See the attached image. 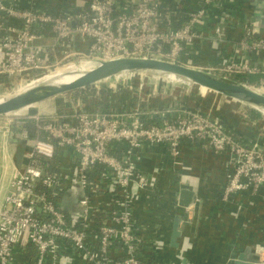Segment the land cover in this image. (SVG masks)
<instances>
[{"label": "built area", "instance_id": "1", "mask_svg": "<svg viewBox=\"0 0 264 264\" xmlns=\"http://www.w3.org/2000/svg\"><path fill=\"white\" fill-rule=\"evenodd\" d=\"M21 1L0 0L2 86L31 82L53 73L66 60L98 64L128 56L155 57L197 67L183 61L184 48L208 37L197 26L205 22L209 8L221 2L203 0L189 13L188 21L175 27L176 9L161 0H82L57 12L34 2L23 7ZM49 36L52 42H45ZM214 36L215 41H226L223 24L215 27ZM234 47L236 59L197 68L228 78L241 73L264 75V67L250 57L264 51L257 22L246 26ZM143 82L144 75L131 74L122 84L112 83L114 92H135L139 103L130 109L87 110L74 103L75 109L66 114L28 109L0 116V133L27 138L25 124L33 122L47 134V139L34 137L29 163L16 172L0 204V264H15L17 247L36 251L32 264H67L61 261L66 246L72 250L71 260L76 256L82 264H161L153 255H145L135 213L142 192L157 186V179L139 165L148 146L167 145L174 166L182 156L183 140L200 142L216 154L226 153L224 201L264 190V153L258 146L244 144L214 115L177 107L145 109L143 105L161 92H147ZM134 84L141 88L134 89ZM115 143L122 146L118 151ZM59 147L76 154L71 173L51 165ZM66 195L79 197V214L63 210ZM198 202L200 198L194 206ZM165 246L158 239L152 248L157 252ZM253 248L259 252V264H264V245Z\"/></svg>", "mask_w": 264, "mask_h": 264}, {"label": "crops", "instance_id": "2", "mask_svg": "<svg viewBox=\"0 0 264 264\" xmlns=\"http://www.w3.org/2000/svg\"><path fill=\"white\" fill-rule=\"evenodd\" d=\"M123 1L130 0H119L120 3H124ZM161 1L176 9L177 15L173 24L179 27L186 22L179 13L188 16L203 0ZM33 2L57 12L61 8L80 5L82 0H23L19 4L24 7ZM223 16L226 18L224 19ZM250 22H257L261 35L264 36V0H221L219 4L212 5L205 22L197 26L199 30L207 32L208 37L186 45L182 54L183 61L207 68L219 65L223 60L236 59L234 43L243 38L245 28ZM219 24L225 27V42L215 41L214 29ZM44 41L52 42V38L49 36ZM83 44L86 45V41ZM250 57L264 67V51L253 52ZM214 93V102H220L223 107L225 106L223 112L216 110L214 115L221 120L228 131L238 134L244 140L252 138L260 142L264 141V132L259 131L264 127V120H259L260 116L249 118L254 120L253 122L241 124L238 119L233 120L231 114H228L231 112L228 106L234 108L239 104L238 101ZM94 97L90 99L91 101L83 96L77 97L81 99L66 101L62 103V107L40 102L30 112L66 114L75 109L74 103H80L87 110H122L134 108L139 103L135 92L126 89H120L118 92L112 89V92L106 95L98 91ZM60 101L62 100L59 99L58 102ZM173 101L179 103L173 104ZM143 106L145 109H164L182 108L184 104L181 98L161 92L155 94ZM30 107L14 114L24 113ZM227 108L229 110H226ZM246 109L249 113L253 111L251 107ZM25 125L29 134L27 138L0 133V204L10 192V183L16 172L23 170L29 163L34 137L47 139V134L38 131L33 122H27ZM181 146L182 156L176 166L171 162L167 145L148 146L141 155L139 162L141 170L157 179V186L154 189L142 192L135 209L138 229L145 242L143 251L147 257L153 255L161 264H234V260L247 246L264 245V190L254 193L245 192L230 201H224L222 189L229 172L228 155L216 154L200 142L183 140ZM120 147L122 146L117 143L113 146L116 151ZM75 159L76 154L71 148L59 147L55 165L62 172L71 173ZM183 187L196 190L200 202L189 208L181 206L178 199L179 190ZM176 216L181 217L178 248L171 245ZM158 239L164 240L166 246L154 252L153 243ZM181 250L182 258L179 256ZM14 253L15 264H32V259L36 256V251L32 248L26 252L17 247ZM71 254L72 250L66 246L61 261L67 264H82L76 256L71 260Z\"/></svg>", "mask_w": 264, "mask_h": 264}, {"label": "water", "instance_id": "3", "mask_svg": "<svg viewBox=\"0 0 264 264\" xmlns=\"http://www.w3.org/2000/svg\"><path fill=\"white\" fill-rule=\"evenodd\" d=\"M88 70L83 71L77 78L70 82L62 81V77L77 74L81 70H71L61 72L51 79L38 83L22 92L12 95L9 98L0 100V116L11 112L22 110L26 107L33 106L42 101L58 97L60 95L71 93L88 86L96 85L106 81L109 85L113 82L122 84L124 80L131 74H142L148 76L145 78L146 85L154 84L156 88L162 83L155 77L158 73L172 74L184 78L185 82H180L193 86H202L223 96L233 98L244 105L252 107L258 111L264 112V93L252 87H249L236 79L228 78L220 74L200 69L197 67L172 62L162 58L155 57H121L100 61L93 64ZM112 87V86H111ZM2 85L0 84V90ZM183 109H186L182 107ZM187 110L197 111L195 108H187ZM250 144H255L262 148V142L255 139H247ZM264 153V149H262ZM198 193L196 190L183 187L179 190L178 202L183 207H190L196 203ZM79 197L75 195H66L63 198V210L72 215L79 214L81 208L79 206ZM181 217L176 216L173 224L171 245L175 248L179 247L178 239L181 235L180 230ZM259 252L252 246H247L234 260V264H259Z\"/></svg>", "mask_w": 264, "mask_h": 264}, {"label": "rangeland", "instance_id": "4", "mask_svg": "<svg viewBox=\"0 0 264 264\" xmlns=\"http://www.w3.org/2000/svg\"><path fill=\"white\" fill-rule=\"evenodd\" d=\"M81 63H79V61H77V62L70 61L69 62V60H66L64 62H61L59 65H57L56 68L53 69L54 72L53 71L52 72H53V74L55 72H58V71H60L62 73L68 72L69 70H72L73 66H80ZM83 64H85V65L88 64L90 66L91 65L94 66L93 65L94 63H89V62H84ZM49 73H51V72H49ZM51 76H53V75H51ZM157 76H160V78ZM147 77L148 76L144 75V80ZM155 77L162 81V83L160 84V86L158 88H156L154 84L146 85V83H144L146 81L143 82V84L145 85L146 91L149 93L160 91V92H164V93L167 92L169 95H175L176 97L181 98V100L183 101V104H184V108L187 109V108H193L194 107L202 116H211L212 117V115H214V114L216 115L217 111L223 112V110H224L223 108L225 106L223 107V104H221L220 102L219 103L214 102L215 97L213 95L215 93L213 91H209L206 89H204V90H206V91H204L203 88L200 89V87H197V86L189 87L188 85H186L184 83L178 82L177 80H180L178 78H173V77L171 78L168 76H161V75H156ZM135 78H137V77H135ZM137 79L139 80L140 78H137ZM128 82H131V81L129 80ZM135 82L137 83L138 81H135ZM24 84L25 83H20V81H18V82L13 81L12 83H9L7 85H3L1 90H0V98L4 97L5 95H8V96L12 95L17 89H19ZM94 86H96L98 88L101 86H106V87L112 88L111 87L112 85L111 84L109 85L108 83H98L97 85H94ZM250 86L252 88L264 93V84L258 83L255 85L251 84ZM133 87H134V89L137 88V90H139L141 88V85H139V84L135 85L134 84ZM59 99H61L62 101L58 102ZM76 99H77L76 96L72 95L71 93H66V94L60 95L58 97L51 98V99L46 100V101H42V103L45 102L48 104H56V106L62 107V103H65L66 101L72 102V100L75 101ZM80 99L81 98L77 99V101ZM231 100H233V99H231ZM172 103L177 104V103H179V101H173ZM238 103L239 104H236L234 108L232 106H230V107L228 106V108L231 110V112H228V114L229 113L231 114V119H233V120L238 119V122H240L241 124H244V125H245V123L253 122L254 120H251L252 119L251 117H244L247 115H243L244 110L246 111L247 110L246 108H249V106L244 105L243 103H240V102H238ZM34 106H37V104L31 106L29 108V111L32 108H34ZM244 106H246V107H244ZM228 108L226 110H229ZM252 110H255L256 112H258L260 114L259 120H262V119L264 120V112L258 111L254 108H252ZM31 112H32V110H31ZM249 115H250V113H249ZM249 118H251V119H249ZM256 127H258V126H256ZM259 131L264 132V127L259 129ZM262 146L263 147L260 148L261 150L264 149V141L263 140H262Z\"/></svg>", "mask_w": 264, "mask_h": 264}, {"label": "trees", "instance_id": "5", "mask_svg": "<svg viewBox=\"0 0 264 264\" xmlns=\"http://www.w3.org/2000/svg\"><path fill=\"white\" fill-rule=\"evenodd\" d=\"M183 14L184 13H179L180 17L182 16V18L185 21H188L189 15L188 16L187 15H184L183 16ZM182 18H181V20H182ZM232 77L235 78V79L244 81V82H249V83L254 84V85L255 84H258V83L264 84V75L257 76V75H248V74L241 73V74H234ZM98 91L100 93H102L103 95H106V94L111 93L112 92V89L111 88H108L106 86H101V87L98 88V87H96V86L93 85V86H88L87 88H84V89H80V90L71 92V94L74 95V96H76V97L83 96L87 100L91 101L90 99H94L95 98L94 96H96V93ZM251 112L252 113H250V115H249V112L247 113V111H244L243 112V115H247V116H244V117L257 118V117L260 116V114L258 112H256L255 110H253ZM34 131H36L35 127H34ZM234 136L236 138L240 139L244 144H250L247 140L242 139V137L239 136L238 134H235L234 133ZM54 164H55V161L52 162V164H51L53 168H54ZM55 167H56V165H55ZM42 187L43 186H41V188ZM65 249H66V247H65Z\"/></svg>", "mask_w": 264, "mask_h": 264}, {"label": "bare ground", "instance_id": "6", "mask_svg": "<svg viewBox=\"0 0 264 264\" xmlns=\"http://www.w3.org/2000/svg\"><path fill=\"white\" fill-rule=\"evenodd\" d=\"M90 63V62H89ZM90 67H92V65L90 66V65H85V64H81L80 66H73L72 67V70H81V71H79L77 74H73V75H70V76H66V77H62V81H65V82H70V81H72V80H74L75 78H77L83 71H85V70H88ZM69 71H71V70H69ZM61 72L60 71H58V72H55L54 74L53 73H50V74H47V75H44V76H42V77H40V78H38V79H35V80H33V81H31V82H27V83H25L24 85H22L19 89H17L12 95H14V94H17V93H19V92H22V91H24V90H26V89H28V88H30V87H33V86H35V85H37L38 83H41V82H44V81H48V80H51V79H57V78H61V77H54V76H57V75H59ZM51 75H53V76H51ZM156 75H161V76H168V77H173V78H178V79H180V80H177L178 82H185L186 80L184 79V78H182V77H179V76H176V75H172V74H163V73H158V74H156ZM155 75V76H156ZM157 77H159L160 78V76H157ZM160 80V79H159ZM161 81V80H160ZM162 82V81H161ZM200 88H205V87H202V86H199ZM206 89V88H205ZM12 95H5L4 97H1L0 98V100H2V99H6V98H9V97H11ZM231 99H233V98H231ZM233 100H235V99H233ZM239 102V101H238Z\"/></svg>", "mask_w": 264, "mask_h": 264}]
</instances>
